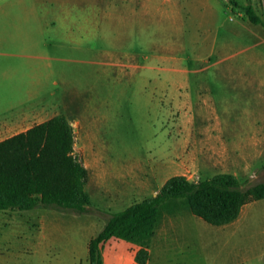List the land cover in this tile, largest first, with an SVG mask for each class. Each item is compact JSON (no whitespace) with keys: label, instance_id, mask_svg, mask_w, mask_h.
<instances>
[{"label":"crops","instance_id":"1","mask_svg":"<svg viewBox=\"0 0 264 264\" xmlns=\"http://www.w3.org/2000/svg\"><path fill=\"white\" fill-rule=\"evenodd\" d=\"M58 115L100 210L124 211L177 176L246 182L264 166V28L223 0H0V142ZM186 209L162 211L147 264H264V199L214 228ZM60 223L86 232L87 255L58 263L88 260L104 222L87 215L42 217L34 257L46 260ZM16 229L0 228V242ZM137 249L110 240L102 264H137Z\"/></svg>","mask_w":264,"mask_h":264},{"label":"trees","instance_id":"2","mask_svg":"<svg viewBox=\"0 0 264 264\" xmlns=\"http://www.w3.org/2000/svg\"><path fill=\"white\" fill-rule=\"evenodd\" d=\"M228 7L232 14L264 28V18L251 0L241 6L229 0ZM76 138V130L66 117L58 115L0 142V211L50 207L100 218L104 226L88 244L89 264H102L101 249L110 240L136 245L135 262L147 264L149 242L162 211L172 212L180 204L208 225L220 227L234 222L245 204L264 199V182L252 184L249 179L240 183L231 175L209 180L177 176L166 181L154 196L124 211L99 210L85 192L87 172ZM262 171L264 166L254 176Z\"/></svg>","mask_w":264,"mask_h":264},{"label":"rangeland","instance_id":"3","mask_svg":"<svg viewBox=\"0 0 264 264\" xmlns=\"http://www.w3.org/2000/svg\"><path fill=\"white\" fill-rule=\"evenodd\" d=\"M226 5L229 0H223ZM238 5H246V0H232ZM253 5L255 9L260 12L264 18V0H253ZM230 11V9H229ZM231 13V12H230ZM232 14V13H231ZM236 17V14H232ZM251 179V183H262L264 182V172H260L257 176ZM98 209V208H96ZM100 210V209H99ZM189 216L194 218L196 221H200L196 217H193L189 211L186 209ZM51 214L55 215H65V216H86V215H76L68 212H60L50 207H38L31 212H18V211H5L0 212V228L7 227V225L15 226L17 229L13 234L14 239L9 242H0V264H59L58 262L64 263L65 261H70L68 252H74L77 254L87 255V246L85 245L84 239L86 238V232L78 230L75 225H67L65 223H60L62 226V232L58 240H53L52 243L46 244L42 247L44 250V258L36 259L33 255V246L31 240L32 236L37 233L39 229V221L42 217L49 216ZM93 216V215H87ZM96 217V216H95ZM98 218V217H97ZM103 221V220H102ZM202 222V221H200ZM23 226V227H22ZM210 228L212 226L206 225ZM79 227V226H78ZM24 228V229H23ZM25 230V231H22ZM187 229H193V226L187 227ZM79 233V234H76ZM191 242V241H190ZM174 255V254H170ZM181 257V256H179ZM186 259V256H184ZM192 262L198 264V260H191ZM67 264H89L88 260L82 257V260H76L73 263Z\"/></svg>","mask_w":264,"mask_h":264}]
</instances>
